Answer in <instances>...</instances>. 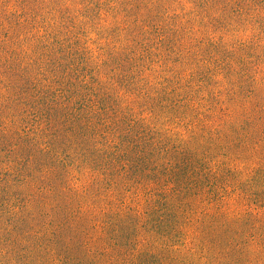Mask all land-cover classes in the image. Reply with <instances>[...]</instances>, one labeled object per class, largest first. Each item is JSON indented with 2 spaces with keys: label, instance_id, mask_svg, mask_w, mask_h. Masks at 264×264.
<instances>
[{
  "label": "rangeland",
  "instance_id": "rangeland-1",
  "mask_svg": "<svg viewBox=\"0 0 264 264\" xmlns=\"http://www.w3.org/2000/svg\"><path fill=\"white\" fill-rule=\"evenodd\" d=\"M81 81L97 85L101 104L118 114L106 144L122 160L88 157L123 179L95 190L91 177L101 172L74 162L78 137L84 152L95 143L90 130L75 128L74 140L70 128H54L59 173L71 190L54 213L59 196L45 184L50 177L40 172L29 187L30 151L19 161L13 154L27 144L39 110L64 117L62 96H81ZM35 85L47 87L49 109L24 104L23 113H11L8 102L21 96L28 104ZM253 88L261 90L249 107ZM0 112V264H255L262 257L264 0H0ZM153 145L165 151L150 158ZM139 179L143 186L134 184ZM167 186L187 194L193 208L159 230L142 217Z\"/></svg>",
  "mask_w": 264,
  "mask_h": 264
},
{
  "label": "trees",
  "instance_id": "trees-1",
  "mask_svg": "<svg viewBox=\"0 0 264 264\" xmlns=\"http://www.w3.org/2000/svg\"><path fill=\"white\" fill-rule=\"evenodd\" d=\"M49 62L52 66H55V61L53 60V58L51 59V61L49 60L48 63ZM119 82H120L119 86L126 84L127 77L120 76ZM76 88L83 90L81 92V96L77 94L71 95V93L69 96H62L63 102H60V105L62 109L66 108L64 117L61 116L62 113L58 114V111H57V115H55L53 112H51L52 110H46L45 112L39 110L38 111L39 113L36 114L34 117H32V125L34 126L31 127L32 130H27L25 134V139H24L27 142V144L23 142L24 144L22 145L23 148L18 147L16 150H14V154H13L15 156L14 158L18 159L19 161L20 159L23 158L22 154L24 153V151H28V150L30 151L29 158H27L29 173L25 175L27 178L28 177L30 178V181H29L30 184L28 185L29 187H31V184L33 183L35 179L34 177L40 172L42 173L44 172L45 174H47L48 178L50 177L48 180L44 179L45 184L49 189H51V191H49L50 194L57 193V196H59V197L56 196L57 197L56 204H53L50 202L54 213H55V207H56V210L58 211V206L61 207L60 203L64 202V200L66 199L65 192L71 191V190L64 191L66 187H65V184H63V177L59 173L60 172V169H59V154H60L59 149L60 147L56 146L59 142V135L57 133L58 131L54 130V128H70L69 129V132L71 131L70 137L71 139L74 137V140H76L75 138H77L76 137L77 133L75 134V130L77 129L75 128H88L90 130V132H88L89 141L95 142V143L89 145L88 149H90V151L88 152V150H85L86 152L85 154L82 148V144H81L82 138L78 137V142H79L78 149H79L80 156L78 157L76 156L77 158H76V161L74 162H78V163L83 162L86 166L89 165L88 168L90 169L91 172H98V173L101 172V174H99L100 176L94 177V175H92L91 177L92 185L95 188V190L101 191L102 189H109L111 185H113V183H116L114 185L115 187L119 186L118 181L120 182L123 179L117 176H114L113 178L111 175H108L110 173L106 174V170L108 171V169L103 168V167L98 168L97 165L93 164L94 160H92V157L91 159L88 157V153H89V156L90 154L93 155L94 159L99 156H104V158L106 159L122 160V157H119L118 154L111 152L112 151L111 145L106 144L107 139H108L106 137L107 133L108 134L111 133V129L109 128L113 129V133L110 135H114L117 133L116 132L117 129L114 128V126L119 124V122H117L118 114H111L112 113L111 109L101 104L102 97H100L99 96L100 94L96 92L98 91L97 85L96 87H94V86L88 85L86 81H81L78 85H76ZM38 90L39 92H37V94L34 95V98L31 101H29L28 104L26 103L27 101H24L23 98L19 96V99L15 101V103L17 102V104L8 102L7 108L11 111V113L19 114L25 111L23 107L24 104L28 105L30 108L33 107V109L37 108V110L42 105L48 107L49 104L45 102V100L46 101L49 100V99H45L46 97H48V94H45V91H47V87L45 86L38 87ZM260 90L261 89H256V88L255 90L254 88L252 89L251 96L247 97L248 106L253 104L255 97L260 94ZM65 93H67L66 89H65ZM52 99L55 100L56 98H54L53 96ZM243 104H245V101L243 102ZM73 106H74V111H72ZM52 107H53V104H52ZM21 108L22 110H19ZM54 108L55 107H53V109ZM0 118H2L3 120H6V118L4 117V114L1 112H0ZM181 119L183 118H180V120ZM2 138L3 137H0V139ZM102 142L105 143L103 147L101 146L102 149L98 147L96 148V146ZM71 148H73V145ZM98 149H100V152L99 154L95 155V151H97ZM150 150L151 151L148 153V155H151L150 158L156 155H159L165 151L163 150L162 147L160 146L158 147L157 145H153ZM34 153L38 154V158L35 156ZM63 161L64 160L60 158V162H63ZM25 171L26 170L24 169V173ZM151 175L154 178L155 172ZM6 179L8 178L6 177ZM127 181H129V179H127ZM149 181L151 180L149 179ZM5 182H9V180H6ZM134 184H138V186H143V180L139 179L135 181ZM28 186L27 187L22 186V188L24 189L26 187V189H28L29 188ZM163 186L165 185L163 184L162 187ZM196 186H197V182H196ZM167 187L164 189L163 188L160 189V191H158V193H156V195H154L153 198L152 196H150V198H152V201L148 200V203H146L145 204L146 206H144V209L146 210V212L143 214L144 216L142 217L143 220H146L147 222L145 223L155 226V228L157 227V229L159 230H161V228L165 226L167 227L169 225L172 226V224H178L180 221V218L178 217L180 215L179 213L181 211L183 212V210L186 211L188 209V206L190 209L193 208L192 205H190V203L185 200L188 198L187 194L182 193L179 190L173 189L171 187L169 188ZM7 188H12V186H9ZM29 195L30 194H28V196ZM9 201L10 200H7V203L5 205H7ZM44 201H51V200L44 199ZM67 202H70L68 197L66 199V203ZM36 203L38 202H35V204ZM27 204H29L28 201H27ZM65 211L67 210H62L60 215L64 214ZM136 220H139V219L136 217ZM163 233L164 232H161V234ZM66 237L67 235L64 236V238ZM259 243L261 242L256 241L257 246L260 245ZM261 256L262 257L260 258V260H256L255 264H257V262L258 264H264V253L263 252L261 253ZM236 261H237V264H242V261L240 258H236ZM250 264H253V263L250 262Z\"/></svg>",
  "mask_w": 264,
  "mask_h": 264
}]
</instances>
